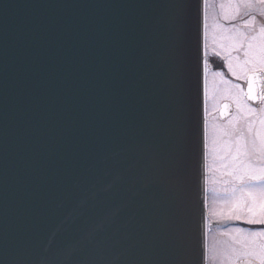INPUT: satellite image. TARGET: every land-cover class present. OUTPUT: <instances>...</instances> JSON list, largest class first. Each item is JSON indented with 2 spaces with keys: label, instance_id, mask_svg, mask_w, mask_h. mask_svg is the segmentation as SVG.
<instances>
[{
  "label": "water",
  "instance_id": "water-1",
  "mask_svg": "<svg viewBox=\"0 0 264 264\" xmlns=\"http://www.w3.org/2000/svg\"><path fill=\"white\" fill-rule=\"evenodd\" d=\"M204 8L0 0V264H206Z\"/></svg>",
  "mask_w": 264,
  "mask_h": 264
},
{
  "label": "flooded vegetation",
  "instance_id": "flooded-vegetation-1",
  "mask_svg": "<svg viewBox=\"0 0 264 264\" xmlns=\"http://www.w3.org/2000/svg\"><path fill=\"white\" fill-rule=\"evenodd\" d=\"M206 2V28H205V69L207 70L206 85H205V106H206V212H207V261H208V249H209V233L214 227H220L222 229L228 228H237L235 234L239 235L244 233V231H252L253 233L258 230H264V216H256L253 214L255 210V205L252 206L247 203L248 209L250 211L247 213L244 210L246 217H234L239 215H233V217L226 218H215L211 215L210 211V202L214 200L217 203L219 197L228 198V202L231 203L232 200L244 199L247 202L256 201L258 193V185L264 184V180L256 179L254 177L261 176V169H264V112H261L260 109L264 108V104H261L259 99L247 100L244 97V93L247 92L248 84L245 77H252L253 72V63L249 62L245 64L247 59L244 56V50H237L233 47L232 37L235 35V29L239 28L240 31H246L243 27V21L249 19L251 16H256L260 8L264 5L259 3V0H247L251 2L253 7L245 10L242 6L239 7L237 11V6L242 5L246 0H205ZM247 11L248 16H245L244 13ZM258 22L255 25V28L259 30V17H257ZM253 60H258L257 56L252 57ZM231 65V68H229ZM259 67L258 63L256 65ZM220 77V78H219ZM240 77V78H238ZM217 78V79H216ZM236 85L240 87L237 88ZM242 90V91H241ZM254 92L264 91V73L257 71L254 76L253 84ZM233 95L223 96L228 92H233ZM238 91V95L235 93ZM236 95V96H235ZM209 104V109H208ZM215 108V113L218 120L221 122V127L226 125L227 122L234 117L235 114L241 112V110L249 112V118L252 117V125L247 127L245 124L244 116H240L242 120L241 123L235 128V137L243 136L245 138V145L248 155L250 156V162H252L251 172L252 175L247 176L250 180L243 181L239 185H233L236 187H242L243 195L237 194L236 190H231L227 194H221L219 197L212 199L209 195L208 190V141H209V122L211 117L210 110ZM248 109H255V111H249ZM247 130L249 131V138H247ZM223 133V132H222ZM260 137V145L263 146V149H258L256 146L257 136ZM226 135H223V141L225 140ZM225 143V141H224ZM259 173V174H258ZM249 182V184H246ZM252 182V183H251ZM263 187V186H260ZM239 191V190H238ZM258 198L264 200V192ZM237 197V198H236ZM234 198V199H231ZM220 208V205H218ZM252 209V213H251ZM219 210V209H218ZM218 213V212H217ZM221 213V212H219ZM252 215V219L247 218V216ZM261 217V219H257ZM250 219V220H249ZM249 221H253L250 223ZM255 254V253H252ZM252 260V264H264V257L259 256H246L239 258L232 264H237L242 260ZM208 264V262H206Z\"/></svg>",
  "mask_w": 264,
  "mask_h": 264
},
{
  "label": "rangeland",
  "instance_id": "rangeland-1",
  "mask_svg": "<svg viewBox=\"0 0 264 264\" xmlns=\"http://www.w3.org/2000/svg\"><path fill=\"white\" fill-rule=\"evenodd\" d=\"M233 93L234 91L228 92L223 96L233 95ZM235 93L238 95L239 92L236 91ZM210 113L212 118L209 122L210 134L208 141L209 195L214 199L221 194H227V192L237 189L236 195L240 194L243 197L245 196V194L243 195L245 191H243L242 187H236L233 185H239L241 182L238 181L240 180H250L247 176L252 175V162H250V156L248 155L247 150H245V138L243 136L235 137V131L237 130L235 128L242 121L240 116L246 117L245 124L247 127L252 125V117H248V111L241 110V112L235 114L226 125L220 128L221 122L217 118L215 108L212 107ZM223 135H226L224 140L225 143L223 141ZM257 137L256 146L259 150L263 149V146L260 145L261 135L258 134ZM247 138H249L248 130ZM246 184H249V182H246ZM257 188L259 189L257 193L258 200L256 201L250 199L251 202H247L248 200L246 198L244 199L247 201L243 198L240 199L239 197H236L237 200H232L231 203H229L228 198L225 197H219L217 203L214 200H211L209 206L210 211L212 212L211 215L218 219L233 217V215H239L234 217H246L241 214H245L244 210H246L247 203H249L251 206L254 204L256 207L253 212L254 215L264 216V200L258 198L263 196L264 184H259ZM217 204L220 205V208H218ZM249 211L250 209L247 210V213ZM247 218L252 219V215L247 216ZM257 219L259 220L261 217H257ZM235 230H237V228L222 229L220 227H214L211 229L208 236V264H232L239 258L252 255L261 258L264 257V230L255 231L253 237L252 231L250 230L244 231V233L239 235L235 234Z\"/></svg>",
  "mask_w": 264,
  "mask_h": 264
},
{
  "label": "snow or ice",
  "instance_id": "snow-or-ice-1",
  "mask_svg": "<svg viewBox=\"0 0 264 264\" xmlns=\"http://www.w3.org/2000/svg\"><path fill=\"white\" fill-rule=\"evenodd\" d=\"M259 3L264 5V0H259ZM243 7L245 10L250 9L253 7V4L251 2L243 3L242 5L237 6V11L239 10V7ZM245 16H248L249 13L245 11ZM257 17H259V30L257 33V30L255 28V25L258 22ZM243 27L246 29V31H240L239 28L235 29V35L232 37L234 43L233 47L237 50L243 49L244 50V56L247 58L245 60V64L251 62L253 63V76L252 77H245L248 84L247 92L244 93V97L247 100H253V99H259L261 104H264V91L261 92H254L253 90V84H254V76L257 71L264 73V7L260 8L258 14L256 16H251L249 19H245L243 21ZM257 56L258 60H253L252 57ZM259 65L257 67L256 65ZM229 68H231V65H229ZM240 78V77H238ZM237 88H239V85H236ZM242 91V90H241ZM249 111H255V109H248ZM261 112H264V108L260 109ZM256 179L264 180V169H261V176L254 177ZM252 223L253 221H249ZM261 223H264V221H261ZM15 264H44V261L41 260H32L28 257L21 256ZM81 264H96L94 261L85 260L82 261Z\"/></svg>",
  "mask_w": 264,
  "mask_h": 264
},
{
  "label": "bare ground",
  "instance_id": "bare-ground-1",
  "mask_svg": "<svg viewBox=\"0 0 264 264\" xmlns=\"http://www.w3.org/2000/svg\"><path fill=\"white\" fill-rule=\"evenodd\" d=\"M205 13H206V2H205V8H204V39H205V28H206V18H205ZM206 54V49H205V42H204V56ZM206 77H207V70H204V90H205V85H206ZM205 98V95H204ZM208 109H209V104H208ZM204 117H206V106H205V101H204ZM206 119L204 118V141L206 144ZM206 154V152H205Z\"/></svg>",
  "mask_w": 264,
  "mask_h": 264
}]
</instances>
